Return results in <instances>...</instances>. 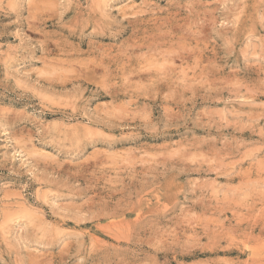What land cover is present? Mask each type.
I'll return each instance as SVG.
<instances>
[{"label": "clouds", "instance_id": "1", "mask_svg": "<svg viewBox=\"0 0 264 264\" xmlns=\"http://www.w3.org/2000/svg\"><path fill=\"white\" fill-rule=\"evenodd\" d=\"M158 97L176 111L157 124L144 121L137 101L147 108ZM260 97L264 0H0V264H35L32 253L47 246L41 225L102 215L84 210L120 191L110 187L111 157L174 142L165 130L187 123L198 103L194 126L179 137L195 136V127H231L232 141L204 133L215 170L238 174L220 167L228 158L221 153L232 151L249 160L253 175L236 190L211 181V194L179 202V192L155 199L149 188L106 215L116 224L113 215L138 213L114 231L127 243L86 251L83 264H264ZM210 101L225 107L209 110ZM245 128L260 136L255 145L237 136ZM129 140L135 143H122ZM199 150L189 148L178 162L191 164ZM209 200L232 215L202 228L196 207ZM24 213L35 222L18 219ZM207 251L216 255H199Z\"/></svg>", "mask_w": 264, "mask_h": 264}, {"label": "rangeland", "instance_id": "2", "mask_svg": "<svg viewBox=\"0 0 264 264\" xmlns=\"http://www.w3.org/2000/svg\"><path fill=\"white\" fill-rule=\"evenodd\" d=\"M227 98V93H224ZM264 99V97H260ZM211 108L209 110L224 109L225 105L222 102H209ZM139 105L140 117L146 122L157 124L165 120L170 112L176 111L175 108L167 106L168 102L159 97L153 102L149 103L145 108L143 100L137 101ZM189 108L192 106L189 105ZM202 110V105L197 104L195 109H192V114L189 116L187 123L180 121L177 127L166 129L168 135L173 136L174 142H160L140 144L139 147H131L121 153H116L111 157L113 171L110 179L112 183L110 187L120 188V191L112 192L110 196H105L104 204H97L95 207L89 206L84 211L89 213H103L96 219H83L81 222H74L68 219L62 222L63 228L59 225L46 224L41 225V234L45 238L46 247L37 248L35 253H32L35 264H83L85 259L84 253L91 252L96 247L112 242L115 244H126L125 240H117L114 231L116 228L127 222L129 219H135L137 214L134 211H128L122 216L113 215V219L118 221L116 224H110L106 219L107 214H115L122 210L123 205L127 204L129 200H135L142 195L149 188L157 189L155 199H160V192H179L176 200L183 201L185 199H197L202 195V192L207 189L211 194V181L216 184H223L236 190V185L242 179H247L249 175H253L250 170V162L248 159H241L232 151L222 152L221 156L228 158L223 160L220 165L221 169L229 173L233 169L238 173L237 175L219 176L215 170V164L211 156L215 149L208 143L209 138L204 135L206 131H211L214 136L221 135L226 138V141H232L236 137L229 136L228 133L232 131L231 127L220 129L219 132L215 127L205 129L203 127H195L197 133L193 137H179V133L185 128H192L196 119V114ZM217 119H227L224 116H219ZM205 123L207 118H205ZM264 124V121H261ZM141 134L142 130H141ZM163 135V133H161ZM238 137H243V143L248 145H255L260 140V136L256 131L250 128H245ZM122 143L134 144L135 141H123ZM199 144V152H194L193 161L191 164L183 165L178 162V157L189 148H195ZM216 148L222 147L219 141L215 142ZM245 156L251 155L250 150L241 149ZM207 160L208 163L201 167L197 163ZM122 166V167H121ZM211 169V170H210ZM170 170V171H169ZM260 173V168L257 165L256 175ZM252 187L253 185H249ZM183 189L184 191H181ZM149 198H152V193H149ZM215 201L209 200L203 204L197 205L196 210L200 217V226L207 228L214 226L218 219L231 218L230 211H223L221 208L214 206ZM178 210H185L183 204H179ZM223 215L221 216V212ZM18 219H27L35 222V218L28 213H24ZM20 225L17 224L13 231L19 233ZM56 233L55 239L49 237ZM38 253V255H37ZM22 255H28L27 252H22ZM161 256L163 253L160 254ZM200 256L209 257L216 253L212 251L200 252ZM224 255V253H220ZM187 258V257H185Z\"/></svg>", "mask_w": 264, "mask_h": 264}]
</instances>
